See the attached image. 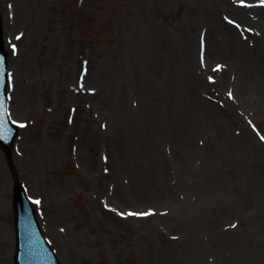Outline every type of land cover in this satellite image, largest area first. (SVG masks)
I'll list each match as a JSON object with an SVG mask.
<instances>
[{
  "label": "rangeland",
  "instance_id": "374dc122",
  "mask_svg": "<svg viewBox=\"0 0 264 264\" xmlns=\"http://www.w3.org/2000/svg\"><path fill=\"white\" fill-rule=\"evenodd\" d=\"M261 3L0 0V264L15 182L60 264H264Z\"/></svg>",
  "mask_w": 264,
  "mask_h": 264
},
{
  "label": "water",
  "instance_id": "95a60500",
  "mask_svg": "<svg viewBox=\"0 0 264 264\" xmlns=\"http://www.w3.org/2000/svg\"><path fill=\"white\" fill-rule=\"evenodd\" d=\"M0 21V148L8 155L9 147L17 129L9 122L5 113L6 77L2 72L7 63L3 49ZM13 211L15 229L14 264H58L37 228L34 211L19 185L13 188Z\"/></svg>",
  "mask_w": 264,
  "mask_h": 264
},
{
  "label": "snow or ice",
  "instance_id": "6c2138e0",
  "mask_svg": "<svg viewBox=\"0 0 264 264\" xmlns=\"http://www.w3.org/2000/svg\"><path fill=\"white\" fill-rule=\"evenodd\" d=\"M262 3H264V0H262ZM19 39V37H17ZM25 125H19V127H24ZM35 203L39 204L40 202L39 201H35ZM151 213H133V212H129L128 215L129 216H135V215H144V216H147V215H150Z\"/></svg>",
  "mask_w": 264,
  "mask_h": 264
},
{
  "label": "bare ground",
  "instance_id": "6f19581e",
  "mask_svg": "<svg viewBox=\"0 0 264 264\" xmlns=\"http://www.w3.org/2000/svg\"><path fill=\"white\" fill-rule=\"evenodd\" d=\"M237 9H239V8H237ZM238 10H236V12H237Z\"/></svg>",
  "mask_w": 264,
  "mask_h": 264
}]
</instances>
